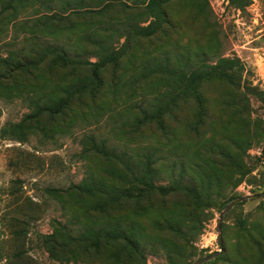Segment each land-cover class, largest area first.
<instances>
[{"label":"rangeland","instance_id":"1","mask_svg":"<svg viewBox=\"0 0 264 264\" xmlns=\"http://www.w3.org/2000/svg\"><path fill=\"white\" fill-rule=\"evenodd\" d=\"M45 45L0 82V264H196L243 197L201 264H264V0H0V58Z\"/></svg>","mask_w":264,"mask_h":264},{"label":"trees","instance_id":"2","mask_svg":"<svg viewBox=\"0 0 264 264\" xmlns=\"http://www.w3.org/2000/svg\"><path fill=\"white\" fill-rule=\"evenodd\" d=\"M155 0H150V5L151 3H153ZM165 1V0H163ZM149 5V4H148ZM154 16V13L152 14ZM152 16V17H153ZM163 19H165V16L163 15ZM144 33L146 35H149L148 32H155V29H152V23H149V25L147 27L144 28ZM100 47H98V49H101L103 51V55L101 53V56H99V63H94L92 64V66L102 69L108 62H112V61H117V56L115 55V53H108L106 52V49L103 50V48L101 47V45H99ZM50 56H56L58 57L60 60L64 61V62H68L71 64L70 59L62 52L60 51H56V49H53L51 46L45 45L44 46V50H38L35 52H31L30 55H24V56H20L17 53H9L7 54L5 57L0 58V82L7 80L9 77L13 76L15 73L20 72V71H24L27 69H30L38 64H40L42 61H44L47 57ZM232 63L229 62V65H231ZM99 84V79L95 80V86H97ZM87 86V85H86ZM86 86L83 85V83H81L80 81L76 84H74L71 87H68L65 91L68 93H78L84 90V88H86ZM51 107H48V105H43L39 107V110H51ZM87 185H81L80 187H78L79 190H81L82 188H84L86 191L91 190L88 189L87 187H95V184L92 185V183ZM144 189H150L153 188L152 184H144L143 185ZM160 190L165 191L164 187H158ZM117 198H127L129 196V193H127V191H123L120 194L116 195ZM129 198V197H128ZM103 239H105V237H112L113 239H121L123 241H125L131 248L132 250H137L138 245H136L135 241L127 236H124L122 234L116 233V232H111V233H106L105 235L100 234ZM105 236V237H104ZM65 237V241L64 243L69 240V235H64ZM257 240L248 235V239L251 242H255L258 245L260 243V241H263V238L261 235H257ZM99 239L95 240L91 246L94 247L97 244V241ZM258 242V243H257ZM222 251H223V243H222Z\"/></svg>","mask_w":264,"mask_h":264},{"label":"water","instance_id":"3","mask_svg":"<svg viewBox=\"0 0 264 264\" xmlns=\"http://www.w3.org/2000/svg\"><path fill=\"white\" fill-rule=\"evenodd\" d=\"M246 199V197H243V198H240V199H237L236 201L232 202L230 205H227L222 211L221 213L219 214V217H218V220H217V240H218V243L220 245V252H218L216 255H218L219 253L222 252V236H221V221H222V218L225 214V212L232 206L234 205L236 202H241L242 200ZM216 255H211V256H208L204 259H202L201 261L197 262L196 264H201L205 261H208L210 259H212L214 256Z\"/></svg>","mask_w":264,"mask_h":264}]
</instances>
